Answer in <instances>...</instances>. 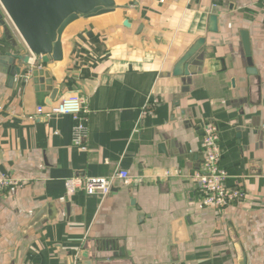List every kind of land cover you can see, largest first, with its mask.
I'll return each instance as SVG.
<instances>
[{
  "label": "crops",
  "instance_id": "obj_1",
  "mask_svg": "<svg viewBox=\"0 0 264 264\" xmlns=\"http://www.w3.org/2000/svg\"><path fill=\"white\" fill-rule=\"evenodd\" d=\"M115 1L128 8L75 23L63 36V62L42 65L58 90L55 103L84 100L85 150L72 142L70 116L36 115L48 109V92L29 74H8L5 34L29 52L0 7V175L19 182L0 194V264H83L80 252L92 264H240L242 255L245 264H264L261 0L216 8L212 0ZM241 31L259 84L245 73ZM200 37L196 74L173 77ZM146 106L152 114L142 115ZM206 123L218 129L226 187L244 193L221 210L201 204L193 179ZM117 170L128 178L114 180L106 196L66 194L67 178Z\"/></svg>",
  "mask_w": 264,
  "mask_h": 264
},
{
  "label": "water",
  "instance_id": "obj_2",
  "mask_svg": "<svg viewBox=\"0 0 264 264\" xmlns=\"http://www.w3.org/2000/svg\"><path fill=\"white\" fill-rule=\"evenodd\" d=\"M0 7L29 52L28 55H22L13 37L5 34L6 40L9 42L11 40V53L5 56L8 62L7 72L10 77H22L29 74L32 83L35 86L38 85L40 91L49 93L46 102L48 106L55 102L58 90L53 87L52 79L42 65L63 62L65 32L79 21L92 20L128 8L118 5L115 0H0ZM122 25L130 28L127 20H124ZM207 31L213 34L218 31L217 15L209 16ZM240 38L246 58L245 73L259 84L260 78L251 59L248 33L241 31ZM205 40V37L198 38L181 56L173 67V77L184 78L196 74L191 69L194 64L200 62L199 51L204 46ZM199 73L198 70L197 74ZM52 208L54 205L49 204L47 209L42 210L36 216L34 223L40 221L47 211L51 212ZM49 216V219H52L50 214ZM79 256L83 259V264H92L87 252H80ZM245 260V255H242L240 264H245ZM70 264H73L72 257H70Z\"/></svg>",
  "mask_w": 264,
  "mask_h": 264
},
{
  "label": "built area",
  "instance_id": "obj_3",
  "mask_svg": "<svg viewBox=\"0 0 264 264\" xmlns=\"http://www.w3.org/2000/svg\"><path fill=\"white\" fill-rule=\"evenodd\" d=\"M163 1V0H161ZM221 0H212V7L216 8ZM260 8L264 10V0L260 1ZM84 100L78 95H71L54 102L44 110L38 107L36 115L43 114L46 118L56 115H67L74 122L72 126V142L74 146L85 150L84 142L87 136L86 115L89 113ZM152 114V107L146 106L142 115ZM201 150L203 162L201 169L194 174V181L197 187L198 197L205 207L224 209L243 199L244 193L239 189H228L226 187L227 173L220 165V146L217 126L213 123H206L203 127ZM128 173L124 170H117L108 178H87L76 175L64 180L66 194L73 195L83 192L88 196H106L110 193L114 180H124ZM19 184L18 180L9 175H0V194L6 189Z\"/></svg>",
  "mask_w": 264,
  "mask_h": 264
}]
</instances>
